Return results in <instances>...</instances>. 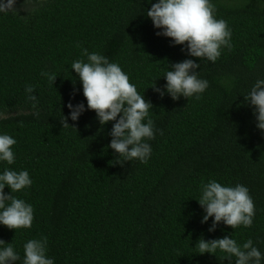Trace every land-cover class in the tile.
I'll return each instance as SVG.
<instances>
[{
	"label": "trees",
	"instance_id": "trees-1",
	"mask_svg": "<svg viewBox=\"0 0 264 264\" xmlns=\"http://www.w3.org/2000/svg\"><path fill=\"white\" fill-rule=\"evenodd\" d=\"M156 2L16 0V11L0 13V135L17 141L15 162L0 161V175L27 171L32 180L19 192L4 189L33 207L31 228L0 223L6 242L0 249L11 243L20 256L15 264H23L24 245L33 239L46 240L54 264H235L220 250L199 254L196 248L201 237L225 236L241 247L252 240L264 264V130L244 97L264 80V0H211L232 45L215 62L157 35L163 30L147 16ZM84 49L118 64L152 103L144 122H154L155 138L145 141L152 149L146 164L115 163L119 154L109 145L116 121L101 125L87 109L71 68L88 62ZM186 59L200 64L198 76L209 86L199 99L174 100L164 76ZM42 72L54 74L55 82ZM29 85L34 93L26 92ZM69 103L85 106L77 121ZM63 116L76 128L63 129ZM213 180L249 189L251 227L221 222L209 231L214 217L202 223L206 212L198 200Z\"/></svg>",
	"mask_w": 264,
	"mask_h": 264
},
{
	"label": "clouds",
	"instance_id": "clouds-1",
	"mask_svg": "<svg viewBox=\"0 0 264 264\" xmlns=\"http://www.w3.org/2000/svg\"><path fill=\"white\" fill-rule=\"evenodd\" d=\"M151 2V0H149ZM16 0H2L0 13L14 12ZM215 5L211 0H158L147 10L157 29H162L157 35L170 37L175 45H185L192 57L207 59L215 62L221 56V49L231 45V30L223 19L215 18ZM83 55L88 62L77 60L71 68L78 74L83 85V94L87 100V109L94 110L101 125L116 121L110 133L112 136L109 147L119 154L115 163L123 165L126 161L140 160L147 163L151 156V146L146 140L155 138L154 122L149 117V109L153 108L150 101L140 95L135 85L131 84L129 77L116 63L109 62L108 58L97 53L89 54L87 49ZM164 76L167 80V93L172 99L179 100L181 96L191 98L202 94L209 86L207 80L200 79L196 69L200 68L192 59L169 65ZM47 76L50 83H54L56 76L41 73ZM161 97L164 91L153 87ZM34 86L29 85L26 92L34 93ZM245 102L255 107L257 127L264 130V80H258ZM28 99L36 101L35 95ZM67 107L71 110V119L77 121L86 110L83 103ZM122 113V115H121ZM119 117V118H118ZM62 127H74L68 123V117L61 119ZM161 135L163 132L161 131ZM17 141L9 135H0V161L9 165L15 162L12 146ZM32 180L27 171L16 172L5 170L0 175V223L9 229H27L32 227L34 214L33 207L24 200L15 196L6 195L5 186L10 187L11 193L19 192L30 187ZM6 202H10L6 206ZM204 208L206 215L202 223L214 217L213 225L209 231H215L218 224L223 222L233 229L251 227L255 216V205L249 194V189L243 185L235 187L222 186L215 180L203 186L202 196L198 200ZM6 242L0 240V245ZM0 249V264H15L20 256L15 252L11 243ZM196 248L199 254L212 253L217 250L227 254L225 259L231 262L236 258L235 264H261L262 254L253 241L248 240L239 246L233 238L225 236L221 239L206 241L200 238ZM23 264H54V260L46 256V240H30L24 245Z\"/></svg>",
	"mask_w": 264,
	"mask_h": 264
}]
</instances>
